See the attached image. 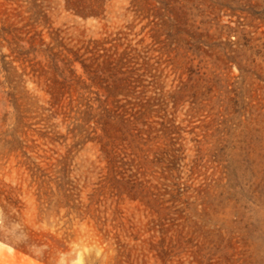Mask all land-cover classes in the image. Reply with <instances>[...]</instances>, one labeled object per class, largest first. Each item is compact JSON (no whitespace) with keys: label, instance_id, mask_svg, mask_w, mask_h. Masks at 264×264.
I'll return each instance as SVG.
<instances>
[{"label":"rangeland","instance_id":"obj_1","mask_svg":"<svg viewBox=\"0 0 264 264\" xmlns=\"http://www.w3.org/2000/svg\"><path fill=\"white\" fill-rule=\"evenodd\" d=\"M2 26L54 52H126L141 136L116 173L84 113L102 92L57 105L39 70L19 67L12 94L0 74V264H264V4L108 0L83 19L0 0Z\"/></svg>","mask_w":264,"mask_h":264},{"label":"trees","instance_id":"obj_2","mask_svg":"<svg viewBox=\"0 0 264 264\" xmlns=\"http://www.w3.org/2000/svg\"><path fill=\"white\" fill-rule=\"evenodd\" d=\"M107 1L64 0V3L68 11L88 19L102 16L106 11ZM246 1L256 5L264 4V0ZM29 40L9 27L0 28V74L9 84L13 83L15 78L18 79L16 85H8L10 93L24 91L23 84L20 85L22 74L18 71L19 67L22 71H26L28 67L34 72L39 70L46 81H51L52 84H48V93L53 99V104L60 105L61 99L57 98L70 91L77 93L82 102L85 97L80 89L96 87L102 93H97V98L86 97L87 109L84 110V113L95 122L94 132L100 131L93 140L106 152L109 164L114 167L113 170H117L116 173L124 169L127 166V159L122 157L118 150H130L133 156L131 161L135 160L134 148L137 137L141 136L139 129L136 134L134 132L138 120L127 116L128 111L132 110V99L139 97L136 93L137 87L131 84V71L126 70L129 61L127 53L116 55L109 54L106 50L100 53L101 44L92 41L85 47V52L91 55L85 58V54H80L78 49L63 47V50L54 52L55 49L45 45L41 39L38 47L34 44V38ZM3 46L10 51V55L1 53ZM9 56H12L11 60H7ZM16 63L18 65H15ZM78 64L83 70L82 74L76 73ZM16 111L19 112V107H16ZM18 118L19 124L23 117ZM124 183L125 185H122L131 191L134 184H137L135 179H128Z\"/></svg>","mask_w":264,"mask_h":264}]
</instances>
